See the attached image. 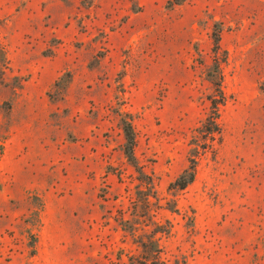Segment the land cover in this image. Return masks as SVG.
Wrapping results in <instances>:
<instances>
[{
	"label": "rangeland",
	"instance_id": "rangeland-1",
	"mask_svg": "<svg viewBox=\"0 0 264 264\" xmlns=\"http://www.w3.org/2000/svg\"><path fill=\"white\" fill-rule=\"evenodd\" d=\"M0 264H264V0H0Z\"/></svg>",
	"mask_w": 264,
	"mask_h": 264
},
{
	"label": "trees",
	"instance_id": "trees-1",
	"mask_svg": "<svg viewBox=\"0 0 264 264\" xmlns=\"http://www.w3.org/2000/svg\"><path fill=\"white\" fill-rule=\"evenodd\" d=\"M220 36L218 34L215 35L214 37V42H215V52H217L218 50H220ZM217 64V70H220V65L218 63ZM219 85V83H217ZM219 92V98L220 99H210L211 101V106H210V114L208 115L204 125H210L211 127L203 132L211 135L212 138H214V135L216 134V132H218L217 126H218V119H219V108L220 105L223 104V93L221 92V89H218ZM125 135H126V140L127 143L125 144V155L128 158L129 162L135 167L137 168V162H136V157L134 154V150H135V133L132 127V124H126L125 125ZM196 178V167L195 165H190L188 168H186L181 175L176 179V181L172 184L174 189L183 191L185 190L189 185H191ZM148 203V201H147ZM130 221H126L125 223L128 224ZM124 224V223H123ZM124 230L127 231V226H124ZM129 231L134 232V230L129 229ZM169 234V233H167ZM160 240L161 239H152L150 240V244L151 246H155L157 245V249L155 250L156 253V257L155 259L160 260L161 256H162V248H160ZM148 245V244H147ZM146 247V245H145ZM157 262V261H156Z\"/></svg>",
	"mask_w": 264,
	"mask_h": 264
}]
</instances>
